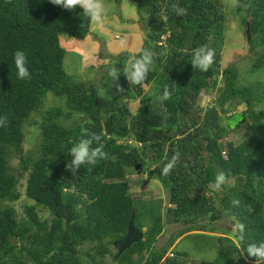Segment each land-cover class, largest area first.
I'll list each match as a JSON object with an SVG mask.
<instances>
[{
  "label": "trees",
  "instance_id": "obj_1",
  "mask_svg": "<svg viewBox=\"0 0 264 264\" xmlns=\"http://www.w3.org/2000/svg\"><path fill=\"white\" fill-rule=\"evenodd\" d=\"M111 1L121 6L124 0ZM132 2L144 41L137 54L121 53L119 62L147 50L154 65L140 85L121 75L113 84L115 94L106 97L97 80H78L64 67L62 36L83 41L91 31L83 9H63L50 0H0V118H5L0 120V264H254L243 251L264 240V83L242 85L239 67L221 68L224 0ZM173 5L185 14L177 15ZM235 7L255 55L249 72H264V0H237ZM200 47L214 52L207 72L190 63ZM17 50L26 53L29 79L17 78ZM165 89L170 97L162 100ZM206 92L215 99L204 107L200 99ZM49 93L64 96L67 109L55 105L44 113ZM240 106L242 112L230 114ZM40 109L38 122L33 115ZM75 115L82 123L69 126ZM27 125L40 132L37 138L33 134L29 150ZM244 125L249 134L243 141L225 142ZM80 139L91 140L92 149L101 147L106 158L72 173L69 150ZM139 168L160 181L169 206L132 195L129 176ZM220 172L226 183L216 190ZM23 177L25 195L34 203L19 216L12 203L21 199ZM133 213L144 239L117 257L113 243L127 234ZM223 219L230 227L222 238L209 234L216 226L202 224ZM177 224L182 228L158 246L167 226ZM184 235L214 244L219 237L218 256L190 260L174 247ZM81 247H87L85 254Z\"/></svg>",
  "mask_w": 264,
  "mask_h": 264
},
{
  "label": "rangeland",
  "instance_id": "obj_2",
  "mask_svg": "<svg viewBox=\"0 0 264 264\" xmlns=\"http://www.w3.org/2000/svg\"><path fill=\"white\" fill-rule=\"evenodd\" d=\"M106 10V23L103 29L93 30L91 25V31L89 35L83 41H76L69 35H63L62 44L66 49V56L64 67L67 73L74 76L78 80L82 81H96L97 90L100 95L110 97L115 94L114 81L108 77V68L116 67L122 69L125 63H120L118 56L123 52H129L137 54L143 45L144 31L143 24L140 21V16L135 10V6L132 0H124L122 5L115 4L111 0H102ZM226 13L228 18L225 22V40L223 49L222 69L228 65L235 64L239 67V81L242 85L249 84V82L259 81L264 83V72L250 73L249 70L253 64L255 55L250 51V45L245 35L246 29L240 22L239 17L235 13L237 0H224ZM113 32L114 34L110 33ZM129 36V37H126ZM116 40L111 42V40ZM120 63L121 66H118ZM121 75H123L121 73ZM120 75V76H121ZM88 83V82H87ZM146 89L149 87L146 86ZM213 92H206L202 94L200 99L201 106H209L213 103L215 97ZM216 96V95H215ZM48 104L45 103L42 111L45 113L51 106H62L66 110L65 97L58 96L53 93H49ZM34 113L36 121L41 122L42 112ZM244 106L236 107L230 114L234 112H242ZM81 117V116H80ZM78 122H77V119ZM68 125L73 126L77 123H82V118L78 115L68 119ZM226 122L227 118H223ZM37 126L27 125L26 128V149H31L30 140L34 134L37 138L40 132ZM249 134V129L244 125L240 129H235L230 132L225 140L233 141L236 144L243 141L244 137ZM14 166H18V158L13 159ZM129 180H131V192L135 198L144 196L146 199H159L163 201L164 206H169L168 193L163 188L159 180L144 173L139 168L136 173L130 174ZM25 183L26 178L20 179L19 190L22 192L21 199L12 203L19 216H24L25 205L33 204L34 202L25 195ZM140 183V184H139ZM220 190V189H219ZM41 211L43 217H47V211ZM207 227L216 226L218 229L216 232H209L210 235L224 237L226 234L223 230L228 231L230 227L229 220H220L213 223L207 221L202 222ZM182 228V225H168L163 236L160 237L158 246H162L169 241L174 233ZM194 233H204L203 231H192ZM217 239L214 243L206 241L202 236H188L184 235L175 241L174 247L182 252H186L189 255L190 260H214L218 256V244H222L223 240ZM173 247V248H174ZM82 252L88 250L87 247H81ZM107 263H112L111 256L106 257Z\"/></svg>",
  "mask_w": 264,
  "mask_h": 264
},
{
  "label": "clouds",
  "instance_id": "obj_3",
  "mask_svg": "<svg viewBox=\"0 0 264 264\" xmlns=\"http://www.w3.org/2000/svg\"><path fill=\"white\" fill-rule=\"evenodd\" d=\"M50 3L60 6L63 9H74L79 6L83 9L84 14L89 18L93 30H101L106 23V10L102 0H50ZM173 11L177 15L185 14L186 10L180 8L178 5L172 6ZM214 61V52L211 49L200 47L193 52L190 63L193 68H197L202 72H207ZM14 65L17 70L16 75L20 80L30 78V71L27 66V56L23 50H17L14 53ZM154 65V60L151 53L147 50L141 52L137 56H133L122 69L110 67L108 69V77L111 81H118L121 73L124 75L128 83L132 85H140L146 79L149 71ZM117 90H121L119 84L116 85ZM170 93L167 89L164 90L162 100H167ZM5 118H0L4 120ZM93 139L99 141V136H94ZM120 142V141H119ZM92 141L89 139H80L79 142L74 143L69 154L72 157L71 163L67 164V170L72 173L76 172L81 165L95 164L97 159H105L106 154L101 150V147L91 148ZM175 165V158L168 162L162 169V174L167 176ZM226 183V175L220 172L216 175L213 188L218 190ZM240 229V239L243 240L242 229L243 226H238ZM145 231V230H144ZM114 246V245H113ZM116 249V248H115ZM117 250V249H116ZM246 251L248 257H254V264H264V240L257 243H249L243 253Z\"/></svg>",
  "mask_w": 264,
  "mask_h": 264
},
{
  "label": "water",
  "instance_id": "obj_4",
  "mask_svg": "<svg viewBox=\"0 0 264 264\" xmlns=\"http://www.w3.org/2000/svg\"><path fill=\"white\" fill-rule=\"evenodd\" d=\"M144 230H140L135 224V214L133 213L129 225L127 234L116 241L113 245L117 249V257L123 254L127 249H129L134 243L140 242L144 239Z\"/></svg>",
  "mask_w": 264,
  "mask_h": 264
},
{
  "label": "crops",
  "instance_id": "obj_5",
  "mask_svg": "<svg viewBox=\"0 0 264 264\" xmlns=\"http://www.w3.org/2000/svg\"><path fill=\"white\" fill-rule=\"evenodd\" d=\"M110 33L114 34L113 32H110ZM126 37H129V36L126 35ZM113 41H116V40H114V39L111 40V42H113ZM140 50H141V48H140ZM140 50H139V51H140Z\"/></svg>",
  "mask_w": 264,
  "mask_h": 264
},
{
  "label": "bare ground",
  "instance_id": "obj_6",
  "mask_svg": "<svg viewBox=\"0 0 264 264\" xmlns=\"http://www.w3.org/2000/svg\"><path fill=\"white\" fill-rule=\"evenodd\" d=\"M132 217V216H131ZM141 230V229H140Z\"/></svg>",
  "mask_w": 264,
  "mask_h": 264
}]
</instances>
